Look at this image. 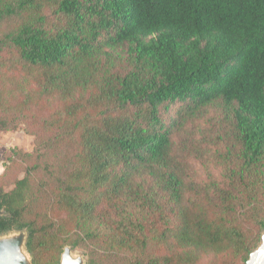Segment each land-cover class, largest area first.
<instances>
[{
  "label": "trees",
  "instance_id": "obj_1",
  "mask_svg": "<svg viewBox=\"0 0 264 264\" xmlns=\"http://www.w3.org/2000/svg\"><path fill=\"white\" fill-rule=\"evenodd\" d=\"M0 235L33 264H246L264 232V0H0Z\"/></svg>",
  "mask_w": 264,
  "mask_h": 264
},
{
  "label": "water",
  "instance_id": "obj_2",
  "mask_svg": "<svg viewBox=\"0 0 264 264\" xmlns=\"http://www.w3.org/2000/svg\"><path fill=\"white\" fill-rule=\"evenodd\" d=\"M25 243V231L0 235V264H33ZM60 264H86V259L73 256V248L66 246ZM246 264H264V232L258 247L251 252Z\"/></svg>",
  "mask_w": 264,
  "mask_h": 264
},
{
  "label": "rangeland",
  "instance_id": "obj_3",
  "mask_svg": "<svg viewBox=\"0 0 264 264\" xmlns=\"http://www.w3.org/2000/svg\"><path fill=\"white\" fill-rule=\"evenodd\" d=\"M12 146H20L26 150H32L34 146L33 136L27 134L22 128L16 131H8V132L0 133V158L3 157L4 151ZM3 170H4V165L1 161L0 174L3 172ZM12 233L14 234L16 232H12ZM73 254L76 256H82L84 259H86L84 251L81 249L73 248Z\"/></svg>",
  "mask_w": 264,
  "mask_h": 264
},
{
  "label": "bare ground",
  "instance_id": "obj_4",
  "mask_svg": "<svg viewBox=\"0 0 264 264\" xmlns=\"http://www.w3.org/2000/svg\"><path fill=\"white\" fill-rule=\"evenodd\" d=\"M73 256H74V254H73Z\"/></svg>",
  "mask_w": 264,
  "mask_h": 264
}]
</instances>
